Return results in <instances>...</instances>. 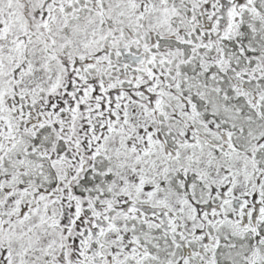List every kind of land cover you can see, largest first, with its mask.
<instances>
[{"label":"snow or ice","instance_id":"snow-or-ice-1","mask_svg":"<svg viewBox=\"0 0 264 264\" xmlns=\"http://www.w3.org/2000/svg\"><path fill=\"white\" fill-rule=\"evenodd\" d=\"M0 264H264V0H0Z\"/></svg>","mask_w":264,"mask_h":264}]
</instances>
